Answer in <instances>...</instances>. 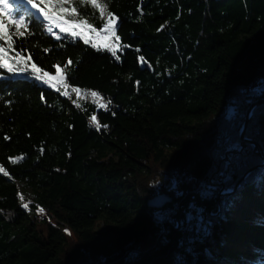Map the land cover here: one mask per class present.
Wrapping results in <instances>:
<instances>
[{
  "label": "trees",
  "instance_id": "16d2710c",
  "mask_svg": "<svg viewBox=\"0 0 264 264\" xmlns=\"http://www.w3.org/2000/svg\"><path fill=\"white\" fill-rule=\"evenodd\" d=\"M15 1L0 264H264V0H102L112 48L44 27L103 30L100 0ZM160 193L174 202L150 208Z\"/></svg>",
  "mask_w": 264,
  "mask_h": 264
},
{
  "label": "rangeland",
  "instance_id": "374dc122",
  "mask_svg": "<svg viewBox=\"0 0 264 264\" xmlns=\"http://www.w3.org/2000/svg\"><path fill=\"white\" fill-rule=\"evenodd\" d=\"M11 1L15 0H0V33L1 30L5 31L7 29V25L9 26H16L18 33H21L23 26L25 25V21L18 17L15 12L13 11V5ZM95 1V0H92ZM17 3L22 2L21 0L15 1ZM98 8L101 12V16L103 19L111 21L110 17L107 12V8L105 4L102 3V0H100V3L98 5ZM36 11H39L37 7H35ZM5 17V20L7 22V25L2 29L1 19L2 17ZM44 21V27L47 33L54 34V33H69L73 36H75L78 39H81L82 41L86 42L87 44H90L95 47H104V48H112L113 44L111 41L110 36L112 35L114 29H115V23L111 21L108 26L103 30H96L94 28H89L84 26L83 24H76L72 23L71 21L63 20L59 18L56 15H48L46 19H43ZM62 71L50 80V83L53 84V86H61L62 88L66 87V84L64 83V78L61 75ZM75 95L79 97L80 99L84 101H89L92 103H95L100 108H104L106 106V103L104 100L93 93H89L86 91H77L75 92ZM243 131V130H242ZM242 134V133H241ZM246 136V135H245ZM245 139H248L245 137ZM250 140V139H248ZM224 193V192H223ZM228 193V192H225ZM225 193L223 195H225ZM164 193H160L159 195H162ZM156 197V196H155ZM154 198V197H153ZM24 201L26 200V197L23 196ZM152 199V198H151ZM101 229H105V227L102 225Z\"/></svg>",
  "mask_w": 264,
  "mask_h": 264
},
{
  "label": "water",
  "instance_id": "95a60500",
  "mask_svg": "<svg viewBox=\"0 0 264 264\" xmlns=\"http://www.w3.org/2000/svg\"><path fill=\"white\" fill-rule=\"evenodd\" d=\"M258 105H264V101L259 102L256 106H258ZM256 106H254V107L252 108V110H253ZM249 118H250V115H249L248 119H249ZM248 119H247V121H246V123H245V125H244V129H243L242 134H241V140H242V141H246V142H248V143H250V144H254V145L257 147V145H256L252 140L245 139V132H246V128H247V125H248ZM239 185H240V183H239L238 186L236 187L235 191L238 189ZM233 192H234V191H230V192H228V193H225V192H224V193H225V195H230V194H232ZM224 193H222V195H223ZM173 202H174V196H173V194H170V193H164V194H162V195H159V196H156V197H154V198H152V199H149V201H148V206H149L150 208H152V209H159V210H162V209L166 208L168 205L172 204Z\"/></svg>",
  "mask_w": 264,
  "mask_h": 264
}]
</instances>
